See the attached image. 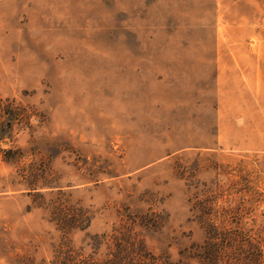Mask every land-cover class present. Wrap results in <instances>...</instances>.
I'll use <instances>...</instances> for the list:
<instances>
[{
    "label": "rangeland",
    "instance_id": "374dc122",
    "mask_svg": "<svg viewBox=\"0 0 264 264\" xmlns=\"http://www.w3.org/2000/svg\"><path fill=\"white\" fill-rule=\"evenodd\" d=\"M8 118L0 264H50L64 237L88 254L119 225L204 264L207 219L264 261V0H0ZM57 197L86 231L51 221Z\"/></svg>",
    "mask_w": 264,
    "mask_h": 264
},
{
    "label": "trees",
    "instance_id": "16d2710c",
    "mask_svg": "<svg viewBox=\"0 0 264 264\" xmlns=\"http://www.w3.org/2000/svg\"><path fill=\"white\" fill-rule=\"evenodd\" d=\"M7 111L3 110L1 113L8 117L14 115L11 110ZM15 119H7V130L4 128L0 131L1 138L11 136L8 133L11 134L12 122ZM19 153L8 150L6 159L12 161L13 154L18 155ZM49 204H51V221L57 224L64 236L74 230L84 232L89 228L93 216L81 204L70 203V199L61 197L50 199ZM203 221L209 239L205 242L202 250L199 248L195 253L204 264H264V261L257 259L252 262L249 251L244 246L228 244L229 241L236 240L233 232L218 233V229L210 219ZM88 239L87 246L91 252L86 254L83 248H75L64 237L62 243L55 250L54 259L50 264H167L166 261L163 262L151 252L142 239L125 225L115 227L108 234L90 235ZM219 239L221 240L220 244L217 243ZM245 240L248 241V239ZM103 248L106 252L103 251Z\"/></svg>",
    "mask_w": 264,
    "mask_h": 264
}]
</instances>
